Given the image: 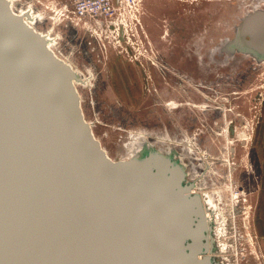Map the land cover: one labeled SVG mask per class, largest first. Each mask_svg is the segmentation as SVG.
<instances>
[{"label": "water", "instance_id": "1", "mask_svg": "<svg viewBox=\"0 0 264 264\" xmlns=\"http://www.w3.org/2000/svg\"><path fill=\"white\" fill-rule=\"evenodd\" d=\"M35 19L0 0V264H224L174 146L144 135L112 159L83 115L87 78ZM225 44L264 60V9Z\"/></svg>", "mask_w": 264, "mask_h": 264}, {"label": "rangeland", "instance_id": "2", "mask_svg": "<svg viewBox=\"0 0 264 264\" xmlns=\"http://www.w3.org/2000/svg\"><path fill=\"white\" fill-rule=\"evenodd\" d=\"M14 2L42 13L38 28L57 35L56 53L87 78L76 84L81 108L107 154L128 158L144 135L192 146L189 177L209 165L202 183L214 204L215 254L224 264H264L254 227L264 63L221 48L264 0H113L116 17L103 24L68 21L65 0ZM230 122L237 136L228 137Z\"/></svg>", "mask_w": 264, "mask_h": 264}, {"label": "built area", "instance_id": "3", "mask_svg": "<svg viewBox=\"0 0 264 264\" xmlns=\"http://www.w3.org/2000/svg\"><path fill=\"white\" fill-rule=\"evenodd\" d=\"M117 9L113 0H65L62 5L63 16L74 24L112 23Z\"/></svg>", "mask_w": 264, "mask_h": 264}, {"label": "crops", "instance_id": "4", "mask_svg": "<svg viewBox=\"0 0 264 264\" xmlns=\"http://www.w3.org/2000/svg\"><path fill=\"white\" fill-rule=\"evenodd\" d=\"M258 149H259V184L256 197V213L254 227L258 236V244L261 255L264 259V119L258 130Z\"/></svg>", "mask_w": 264, "mask_h": 264}, {"label": "flooded vegetation", "instance_id": "5", "mask_svg": "<svg viewBox=\"0 0 264 264\" xmlns=\"http://www.w3.org/2000/svg\"><path fill=\"white\" fill-rule=\"evenodd\" d=\"M56 37H57V35L52 37L54 42H55ZM237 130H238V127L233 128V126L231 125V122L227 125V135L229 133L231 135L234 134L235 136H237L238 135L237 134V132H238ZM145 136L148 139L150 138L149 135H145ZM228 137H229V135H228ZM159 139H158V137H156V140L149 139V141L157 142ZM160 140H162V139H160ZM175 143L177 144V146L176 147L174 146V151H175L177 157H179L183 161V163L185 164L188 178L193 181V187L191 188V192L198 193L200 196L209 195L211 190L205 184L203 185V183H202L203 176H205V174H206V172H207V170L209 168V165H208L207 161L201 163V165L199 166V170L195 172L194 177H189V173L190 172L188 170V167H187L188 163L186 161L187 151H192V149H194V148H191L192 146H190V147L187 146L186 147V145H184L182 143V141H180V140L179 141H175Z\"/></svg>", "mask_w": 264, "mask_h": 264}, {"label": "bare ground", "instance_id": "6", "mask_svg": "<svg viewBox=\"0 0 264 264\" xmlns=\"http://www.w3.org/2000/svg\"><path fill=\"white\" fill-rule=\"evenodd\" d=\"M10 1V3H11V7H12V9L14 10V11H16V12H19V11H24L25 10V8H22V9H16L15 7V3L16 2H14L15 0H9ZM27 5V4H26ZM28 8H30L31 9V11H32V13L33 14H35L36 15V19L34 20V22L33 23H31L30 25L31 26H33L36 30H38V31H40L41 33H47L50 37H54L55 36V34L54 33H52L50 30H41L40 28H38V26H37V23L39 22V21H41V20H44L43 19V15H42V13L40 12V11H38L35 7H32V6H30V7H28ZM256 9H258V8H256ZM261 9V8H260ZM255 11V10H254ZM41 24V23H40ZM56 46H57V39H55V42H54V44L53 45H51V49L56 53ZM226 44H224L223 45V47H221L223 50L225 49V51H226ZM227 52V51H226ZM228 53V52H227ZM57 54V53H56ZM228 54H230V53H228ZM246 55H248V56H250L251 58H253L254 60H255V57L253 56V55H250V54H248V53H246ZM57 56H59L58 54H57ZM61 58V57H60ZM63 59V58H62ZM63 60H65L66 62H68V60L67 59H63ZM257 62H256V65H259V64H263L264 62H262V61H264V60H256ZM69 63V62H68ZM202 197V196H201ZM211 200V199H210ZM211 203H212V200H211Z\"/></svg>", "mask_w": 264, "mask_h": 264}]
</instances>
